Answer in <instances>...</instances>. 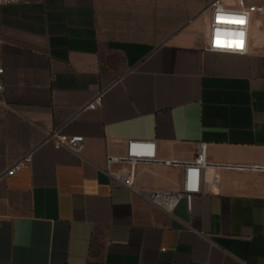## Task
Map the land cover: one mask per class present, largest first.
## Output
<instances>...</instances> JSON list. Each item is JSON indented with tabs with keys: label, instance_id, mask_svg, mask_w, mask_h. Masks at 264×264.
I'll return each mask as SVG.
<instances>
[{
	"label": "crops",
	"instance_id": "crops-1",
	"mask_svg": "<svg viewBox=\"0 0 264 264\" xmlns=\"http://www.w3.org/2000/svg\"><path fill=\"white\" fill-rule=\"evenodd\" d=\"M230 1V0H227ZM210 0H33L0 7V264H264V0L245 54L206 50ZM102 104L84 110L96 95ZM86 137L77 156L45 142ZM128 139L205 173L164 212L101 170ZM181 167L135 185L180 189Z\"/></svg>",
	"mask_w": 264,
	"mask_h": 264
},
{
	"label": "built area",
	"instance_id": "built-area-1",
	"mask_svg": "<svg viewBox=\"0 0 264 264\" xmlns=\"http://www.w3.org/2000/svg\"><path fill=\"white\" fill-rule=\"evenodd\" d=\"M33 0H0V7L18 2ZM255 0H210L204 12H210L209 30L206 36V50L217 53L245 54L248 50V38L252 16L259 12ZM242 21V22H241ZM3 68H0V74ZM3 87L0 86L2 91ZM102 104V94L96 95L81 111L95 110ZM45 142H52L57 150L66 149L80 156L86 137L68 135L61 128L45 131ZM207 143H200L196 157L192 161L182 162L177 159H161L157 155V144L152 139H128L122 155L108 154L101 170L119 187H125L154 207L173 213L182 200L191 207L192 196L201 192L205 173L217 175L223 169L261 170L258 166H231L211 163L207 158ZM29 151L21 159L0 171V181L20 171L31 162ZM142 164L181 167L182 180L180 189L144 190L136 187L137 167Z\"/></svg>",
	"mask_w": 264,
	"mask_h": 264
},
{
	"label": "snow or ice",
	"instance_id": "snow-or-ice-1",
	"mask_svg": "<svg viewBox=\"0 0 264 264\" xmlns=\"http://www.w3.org/2000/svg\"><path fill=\"white\" fill-rule=\"evenodd\" d=\"M242 22V21H241Z\"/></svg>",
	"mask_w": 264,
	"mask_h": 264
}]
</instances>
